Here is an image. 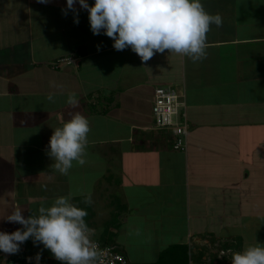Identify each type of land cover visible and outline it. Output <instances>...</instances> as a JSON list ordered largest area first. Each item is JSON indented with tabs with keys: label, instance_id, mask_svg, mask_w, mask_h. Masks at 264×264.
Here are the masks:
<instances>
[{
	"label": "crops",
	"instance_id": "1",
	"mask_svg": "<svg viewBox=\"0 0 264 264\" xmlns=\"http://www.w3.org/2000/svg\"><path fill=\"white\" fill-rule=\"evenodd\" d=\"M201 2L223 21L207 33V58L193 63L165 52L144 63L130 48L117 51L111 38L94 35L78 3L76 24L71 11L62 14L66 0H0V231L22 227L4 219L15 208L27 218L69 192L87 210L86 222L92 220L96 202L76 200L85 199L90 182L110 199V188L122 189L120 222H130L129 209L141 214L140 230L153 232L154 245L188 244L193 253L239 238L237 252L264 245V142L258 140L264 137V0ZM169 85L186 100V150L174 149L172 134L154 128L156 87ZM71 92L75 108L65 103ZM76 112L90 122L87 162L74 163L64 176L51 169L46 150L54 129ZM129 191L140 199L132 214ZM128 244L118 238L125 253ZM37 252L43 264H60L31 239L17 254L0 252V264Z\"/></svg>",
	"mask_w": 264,
	"mask_h": 264
},
{
	"label": "clouds",
	"instance_id": "2",
	"mask_svg": "<svg viewBox=\"0 0 264 264\" xmlns=\"http://www.w3.org/2000/svg\"><path fill=\"white\" fill-rule=\"evenodd\" d=\"M50 0H37L48 4ZM80 9L86 10L90 30L94 35L103 33L113 40V48L123 51L130 48L142 62L146 63L157 53L176 54L193 63L207 58V33L211 26H222V17L211 14L201 0H66V8L74 14V23H79ZM99 50V47H98ZM50 87L62 85L50 81ZM46 99L55 103V93ZM65 103L77 107L76 93L68 94ZM89 120L79 112L62 126L54 129L47 146L46 155L53 161L50 166L55 172L67 176L74 163L83 166L87 156ZM46 189V186H42ZM73 193L56 197L50 206H41L27 218L17 207L4 218L9 223L19 224L11 233L0 231V252L17 254L20 246L29 239L34 246L43 245L60 264H103V253L98 241L92 237L95 229L88 226L86 209L73 202ZM83 203L91 205V196ZM104 241V240H103ZM41 252L29 257L31 262L40 264ZM230 264H264V245L257 243L231 255Z\"/></svg>",
	"mask_w": 264,
	"mask_h": 264
},
{
	"label": "rangeland",
	"instance_id": "3",
	"mask_svg": "<svg viewBox=\"0 0 264 264\" xmlns=\"http://www.w3.org/2000/svg\"><path fill=\"white\" fill-rule=\"evenodd\" d=\"M258 1L260 2L261 0H258ZM36 23L41 24L40 20L37 21ZM67 42L68 40L66 38L64 39V43L62 39L59 41L61 50L66 49ZM104 128L105 126L102 125L103 133H104ZM98 129H101V125L98 126ZM112 129L110 131H112ZM149 129H153V128L149 127ZM165 132H168V131H165ZM258 140H261L264 142V137L261 139L259 138ZM172 143H173V139H172ZM96 175H98L96 172H92V177ZM85 185L89 186L88 191L85 195L87 196L90 195L92 198V202L94 203L96 202L94 206L96 213L94 217L92 216L93 221L92 220L87 221L90 224H94V223L96 224L95 229L98 231V234L95 231L96 233L95 236L96 235L99 236V232H100L101 235H106L107 237L106 242H112V243L117 244L118 238H119L121 242L124 241L126 242V244L129 243L127 245L129 247V250L127 249L126 253L128 257L130 258L131 264H154L156 263L157 260L161 258V255L165 252L164 250H166L167 247L166 246L162 247L161 245H154L156 240L153 238V232L149 234V232H147L144 229L140 230V224H141L140 221H142L140 220L141 214H138L137 216L132 214V212H138V210L140 209V207L137 206L138 201L140 199L137 198L136 196L133 197L132 193H130L131 191L128 192L130 193V195H132L131 201L133 205H136V207L134 209H131L132 215H129L130 209L129 211L127 210L126 212H124V213H128L127 216H129L130 222L127 223L128 217H125L124 218L125 220H123L121 223L120 222L122 220L121 217L123 218L124 214H123V207L119 204V202L122 201V198L120 197L121 195L119 194L122 191V189H120L117 186L116 187L114 186L113 189L110 188L109 191L111 193L109 194H112V199H110L109 197L106 196V194L104 193L102 194L103 189L99 188V186L95 185L94 183L92 184L90 182H86ZM93 187L95 188L93 189ZM140 188L141 187H138L136 189L141 190ZM142 188L144 189V187ZM141 194H145V191L143 190ZM79 195H84V193H80ZM82 204H83V201H82ZM153 208H155V206ZM117 224H119L120 226H117ZM144 226L145 227L147 226L146 222L144 223ZM141 236H144V240L141 238ZM226 241L228 240L220 241L219 243L215 242L217 244L212 243L210 247L207 246L208 253L206 255V259L204 260L205 263H209L211 261V258H213L215 254L217 255V259H220V256H222L225 252H226L225 254L226 256H231L232 253L237 252V249L236 250L232 249L231 252L225 251L223 253L221 245ZM158 242L160 243L159 240ZM167 254L168 253H164L162 255L164 256L162 258L163 260L168 258ZM226 264H228V260Z\"/></svg>",
	"mask_w": 264,
	"mask_h": 264
},
{
	"label": "built area",
	"instance_id": "4",
	"mask_svg": "<svg viewBox=\"0 0 264 264\" xmlns=\"http://www.w3.org/2000/svg\"><path fill=\"white\" fill-rule=\"evenodd\" d=\"M186 108L184 95L176 87L170 85L156 87L152 106L154 128L170 132L173 137V148L176 150H186L188 145L189 121ZM92 238L98 241L99 249L103 253V264H131L126 253L116 243L103 241L95 235ZM6 264H30V262L28 258H11ZM31 264L35 263L32 261Z\"/></svg>",
	"mask_w": 264,
	"mask_h": 264
},
{
	"label": "trees",
	"instance_id": "5",
	"mask_svg": "<svg viewBox=\"0 0 264 264\" xmlns=\"http://www.w3.org/2000/svg\"><path fill=\"white\" fill-rule=\"evenodd\" d=\"M83 199H84L83 197L82 198L78 197L76 200L83 201ZM78 201L77 203H79ZM88 215L86 217H88ZM100 237L104 241H106L107 239L106 235H102ZM221 246L224 252L229 250L230 248L238 249L241 246V241H240V238L238 239L237 243H234L233 241L228 240L224 242ZM203 250H207V246H204V248H202V250L199 253H193L191 252V247L188 244L172 245L166 248V250H164L165 251L164 253H168L167 254L168 258L163 260L162 259L164 257L162 256L164 254L163 253L161 255V258H159L157 262L154 264H189L191 260L196 261V264H226L227 260H228V264L230 263L231 256H226L225 255L226 252L222 256H220V259H217V255L215 254L214 257L211 258V261L209 263H205V261L203 260V257H204Z\"/></svg>",
	"mask_w": 264,
	"mask_h": 264
}]
</instances>
